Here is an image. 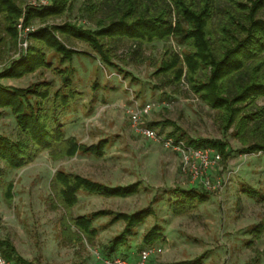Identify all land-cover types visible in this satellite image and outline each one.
<instances>
[{
	"label": "rangeland",
	"instance_id": "374dc122",
	"mask_svg": "<svg viewBox=\"0 0 264 264\" xmlns=\"http://www.w3.org/2000/svg\"><path fill=\"white\" fill-rule=\"evenodd\" d=\"M17 1L23 6L50 2ZM83 2L78 0L73 11L62 17L47 22L36 20L32 29L66 21L96 29L99 20L111 13L112 8L105 4L96 16L84 14L80 10ZM3 35L0 72L22 54L21 44L16 46L9 36ZM66 42L70 47L94 53L88 44L76 39ZM169 49L180 53L182 47L175 40L143 46L126 39L113 41V61L123 73L105 65L100 57L85 54L75 57L74 84L84 96L70 111L62 113L66 135L76 137L84 145L107 139L106 154L98 158L80 153L73 158L54 160L45 151L19 170L0 162L4 182L13 181L15 185V198L11 203L0 186V240L9 239L20 255L36 264H104L105 247L124 230V223L111 226L110 218H100L95 221L97 237L91 241L83 236V240L78 241L77 228L65 229L71 226L72 219L99 210L135 213L152 205L157 196L159 201L153 204L156 214L147 217L136 229L129 247L121 248L123 253L138 251L144 234L158 223L164 228V239L155 244L160 251L150 264H179L204 254L203 264H264V257L256 253H264V234L256 239L252 232L264 221V203L241 190L242 185L264 190V153H239L242 145L232 135L225 138L216 123L214 110L196 96L185 81L175 84L168 76L156 74ZM127 72L129 74L125 75ZM44 79L60 85L58 76L45 69L23 79L0 82L25 88ZM95 84L99 85L98 90H94ZM260 102L264 104V99ZM146 104L152 105V111L142 120L145 126L152 121L171 120L194 139L230 141L234 156L229 163L221 162L211 168L205 177L210 188L202 181H194L192 167L184 164L179 152L166 146L164 139L168 138L172 127L164 132L156 128L158 140L147 139L136 132L129 112ZM0 134L18 137L17 122L9 112L0 117ZM58 171L112 186L140 181L142 188L138 194L126 198L81 192L78 205L67 208L52 188ZM218 185L220 188H214ZM192 187L209 193V201L198 204L191 213L175 216L170 208V201L175 200L171 191ZM250 241L252 246H249Z\"/></svg>",
	"mask_w": 264,
	"mask_h": 264
},
{
	"label": "trees",
	"instance_id": "16d2710c",
	"mask_svg": "<svg viewBox=\"0 0 264 264\" xmlns=\"http://www.w3.org/2000/svg\"><path fill=\"white\" fill-rule=\"evenodd\" d=\"M77 1L50 0L47 4L23 6L17 0H0V60L1 46L5 43L3 34L19 46L25 41L20 26L31 28L28 47L0 72V80L23 79L42 69L53 71L60 79L59 86L44 79L25 88L0 82V117L9 112L19 130L17 138L0 134V162L19 170L45 151L54 160L73 158L80 153L104 157L109 141L102 139L97 144L84 145L74 136L67 137L62 113L70 111L84 96L74 84L75 57L84 54L100 57L105 65L123 73L113 61V41L125 39L140 46L175 40L182 47L181 52L166 50V59L156 74L168 76L175 84L185 81L190 90L214 110L216 123L225 138L232 135L242 145L239 153H264V104L260 102L264 99V0H84L80 10L90 16H96L105 4L112 8L109 15L99 20L96 29L71 21L32 29L36 20L47 22L70 13ZM68 39L88 44L94 53L70 47ZM98 88L95 84L94 90ZM147 126L160 128L161 132L172 127L168 137L175 143L211 148L224 164L234 156L228 139H194L171 120L152 121ZM4 176L0 167V186L11 203L15 198V185L13 181L4 182ZM52 188L63 205L73 208L78 205L81 192L126 198L138 194L142 183L112 186L58 171ZM241 190L264 203V190L251 185H242ZM171 192L175 200L170 201V208L175 216L191 213L210 198L209 193L196 187L176 188ZM158 201L156 196L152 205L131 214L99 210L78 216L65 229L72 230L74 226L79 233L75 235L76 240L81 241L86 236L92 241L99 233L96 220L108 217L111 226L123 222L124 230L107 244L104 258L117 255L135 262L143 250L164 239V228L157 223L144 234L138 251L132 254L121 251L122 247H129L130 237L147 217L156 214L153 204ZM252 232L259 239L264 234V221ZM252 245L250 241L249 246ZM0 248L10 264H36L20 255L9 239L0 240ZM256 253L264 257L263 252ZM205 258L204 254L179 264H203Z\"/></svg>",
	"mask_w": 264,
	"mask_h": 264
},
{
	"label": "built area",
	"instance_id": "2783aa9c",
	"mask_svg": "<svg viewBox=\"0 0 264 264\" xmlns=\"http://www.w3.org/2000/svg\"><path fill=\"white\" fill-rule=\"evenodd\" d=\"M20 27L22 29V38L25 40L24 43L21 44L22 49H24L28 47L27 37L31 28H23L22 26ZM151 111L152 105L146 104L141 106V108L131 110L129 114L131 117V122L137 133L141 134L147 139L158 140V132L155 129L142 124L144 116L149 115ZM164 140L166 141V146L168 148H172L180 153L186 166L192 167L193 180L202 181L210 188L211 184L209 180L205 179V177L209 174L212 167L220 164L222 160L221 156L211 148L188 147L183 142L179 144L175 143V141L169 137ZM214 188H220V185L215 186ZM159 251L160 250L157 248V246H150L139 254V257L135 262H131L125 257L117 255L111 258H103V261L104 264H150L152 258L157 256ZM0 264H10L5 258L1 248Z\"/></svg>",
	"mask_w": 264,
	"mask_h": 264
}]
</instances>
